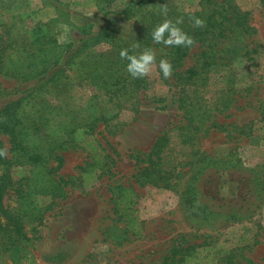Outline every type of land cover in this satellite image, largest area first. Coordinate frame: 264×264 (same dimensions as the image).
Here are the masks:
<instances>
[{
  "label": "rangeland",
  "instance_id": "1",
  "mask_svg": "<svg viewBox=\"0 0 264 264\" xmlns=\"http://www.w3.org/2000/svg\"><path fill=\"white\" fill-rule=\"evenodd\" d=\"M134 1L0 0V49L3 39L17 45L13 60L10 49L0 51L3 89L19 87L46 58L62 63L70 50H82L64 74L24 101L29 145L45 161L12 167L16 183L5 204L21 214L30 240L0 254V264H264V0L146 6L143 14L157 25L179 20L193 37L173 64L204 73L197 82L207 111L193 122L179 106L174 75L165 80L159 73L160 60L173 58L172 45L162 42L140 76V100L123 109L108 102L100 74L108 64L128 63L119 45L142 35L141 13L110 14L109 29L86 32L107 26L108 11ZM210 14L223 15L224 24L207 30ZM196 18L204 23L197 26ZM39 34L40 41L52 36V51L30 49ZM103 113L109 121L96 120ZM74 118L93 124L74 131L70 142ZM189 184L198 213L184 203ZM122 187L132 188L139 234L116 210ZM191 245L185 261L177 263L180 254L171 259L174 249Z\"/></svg>",
  "mask_w": 264,
  "mask_h": 264
},
{
  "label": "trees",
  "instance_id": "2",
  "mask_svg": "<svg viewBox=\"0 0 264 264\" xmlns=\"http://www.w3.org/2000/svg\"><path fill=\"white\" fill-rule=\"evenodd\" d=\"M169 1L172 0H137L128 3L120 11H108L106 13L104 18L108 21L107 26H101L99 30H92L86 32V34L100 33L109 29L108 27L111 24V17L107 18V16L110 14L123 15L126 19H132L141 13L136 21L142 25V35L133 42L121 43L119 46L123 49L128 48L129 52L136 54H138V50H153L154 46L160 45V43L155 42L152 37V32L157 26V23L154 18L152 20L149 19V17L145 16L143 12L147 8L146 6L150 3L163 4ZM223 18V15H221V19H218L214 14H210L207 17L208 23L205 27L207 30H210V27L215 26L216 22L219 25H223L225 22ZM147 31L150 33H147ZM38 36L39 37L34 39L29 46L31 47L30 49L36 50L35 55L37 53L39 54L40 51L48 49L49 51H52V36L50 35L51 37H49V35L42 34L41 41V34ZM165 36H167V33H165ZM3 40L6 41V44L0 49V51L6 52L10 49L11 52L8 57L10 60H13V54L17 49V45H13V43H11L12 40H9V38ZM39 41L40 44L38 45L37 43ZM132 45H138V47H132ZM182 50L183 45H172L169 49L168 52H172L173 58L169 61L172 64V72L168 77L163 75L160 66L158 70L161 77L165 80H168L171 75H174L175 78L172 83L176 87V90H178L179 106L183 108L184 115L188 117L190 122H193L194 120L196 121L202 113L204 114V112L207 111L206 106L204 105V102L207 100L206 93L199 89V84L197 82L199 78H205V76H203V71H200L196 65L186 70H178V63L173 65L174 62L182 61L184 58L185 52ZM81 51V49L70 50L62 63L57 59H52V62L49 63L51 60L46 58V64L40 70L35 71L33 75L27 74V76H24L23 84L19 87L12 90H6L0 86V254H6L7 252L12 253L13 250L20 246L23 240H30V236L25 230V224L21 214L5 204V195L9 193L12 186L16 183L13 178L12 167L24 163L39 164L45 161L44 154L36 152L35 149H33L34 147L29 145V133L24 121V116L26 114L25 110L22 109L24 101L31 96L33 91L48 85L51 81L64 74V71L67 70V65L71 62L74 63L76 56H78ZM207 57L211 58L212 54L210 53ZM26 58L28 60L29 57ZM17 59L20 60L21 57L17 55ZM24 59L25 57H23V60ZM0 62L3 64L4 54L0 55ZM48 63L49 65H47ZM126 65L127 64L123 66H119V64H108L106 68H103L104 71L100 74L103 78L105 94L108 97V102L113 103L114 106L120 107L119 109H123V104L126 103V101L130 102V100H134L135 102H132L134 104L140 100V87L142 83L140 76H133L128 72ZM135 106H138V104ZM100 119L104 120V122L110 120V118L104 113L97 117L96 120ZM92 124V122L81 124L79 121L75 120V118L69 121L68 125L71 126L70 131L68 132L69 136H71L69 141L73 142L72 133H74V131L81 129L83 125L92 127ZM187 126L188 125H185V127ZM3 135L8 136L11 147H7L6 142L2 137ZM165 139L166 133L164 136H160L155 142L154 150L159 151ZM100 144L101 143H99V145ZM154 161L155 160L152 159V164H154ZM145 169L148 174L152 172L150 170L148 171V167ZM194 188L193 184L187 186L184 191V203L191 209H194L195 213H198L199 208L196 204ZM192 192L194 195L193 197ZM133 204L134 200L131 187H122V189L115 194L116 210L125 220L127 229L139 234L140 230L138 229L139 225L137 221L138 215L135 212ZM191 249H194V245L183 247L180 250L174 249L171 259L173 260L174 254H180L178 255L177 263L185 261V256L192 252ZM170 263L172 264L174 261H171Z\"/></svg>",
  "mask_w": 264,
  "mask_h": 264
},
{
  "label": "clouds",
  "instance_id": "3",
  "mask_svg": "<svg viewBox=\"0 0 264 264\" xmlns=\"http://www.w3.org/2000/svg\"><path fill=\"white\" fill-rule=\"evenodd\" d=\"M204 21L196 18L195 24L200 26ZM180 21L173 22L170 19H165L161 24L157 25L153 32V40L157 43L165 45H192L193 37L184 32L179 27ZM167 33V36H165ZM138 47V45H132ZM120 56L126 58L128 63L126 65L128 72L133 76H143L147 74L152 67L155 60V52L152 49H145L144 51L136 54L129 52L128 48L121 49ZM160 69L165 77H168L172 72V64L167 59H161L159 62Z\"/></svg>",
  "mask_w": 264,
  "mask_h": 264
}]
</instances>
